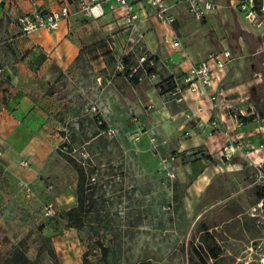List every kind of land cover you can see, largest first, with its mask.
<instances>
[{
	"label": "rangeland",
	"instance_id": "rangeland-1",
	"mask_svg": "<svg viewBox=\"0 0 264 264\" xmlns=\"http://www.w3.org/2000/svg\"><path fill=\"white\" fill-rule=\"evenodd\" d=\"M216 1L218 12L209 20H196L186 12L179 16L178 23L172 25L174 36L150 21L141 22V31H128L127 53L122 57L117 40L124 31L120 24L125 25L121 20L125 11L109 10L108 17L99 20L103 26H98L97 33L116 43V75L126 74L144 56L153 57L158 76L151 88L167 101L174 99L170 91L180 64L197 65L231 51L233 61L226 69L224 97L240 101L230 108L232 115L237 108L256 107L259 122L251 120L243 129L248 133L249 129L264 127V0L252 15L240 8L242 0H234L233 4L231 0ZM103 27L112 29V34ZM175 41L179 42L177 48L171 46ZM129 82L132 85L131 78ZM142 88H146L145 84ZM61 91L58 96L65 103L67 91ZM77 105L70 101L63 106V112L76 115ZM94 108L93 112L99 114L100 109ZM130 111L133 113L123 121L125 124L108 126L117 131L114 139L105 134L99 137L97 153L83 143L89 137V126L86 134H74L69 129V140L51 150L39 174L32 179L14 178L11 190L0 191V263L5 264L20 250L29 264H192L193 249L200 245L199 230L206 225L223 249L220 264H264V212L262 204L254 205L256 169L252 166L264 163V159L251 156L248 162L252 165L240 160L239 166L230 162L240 158H225L223 154L215 157L201 147L191 156L167 151L174 168L179 163L187 166L183 181L150 174L141 188L138 168L156 169L160 164L152 151L142 146L144 131L141 116L139 120L136 115L143 112ZM80 112L86 114L85 110ZM226 130L221 123L219 131L214 132L220 135ZM262 136L255 134L264 143ZM253 137L248 140L253 141ZM69 158L93 169V179L87 187L91 200L85 208L88 224L79 231L69 226L66 216L77 206L78 175ZM3 166L0 161V180L5 178ZM22 182L31 188L30 195L25 193ZM49 204L57 208L53 217L45 216ZM97 241L109 247L105 261Z\"/></svg>",
	"mask_w": 264,
	"mask_h": 264
},
{
	"label": "crops",
	"instance_id": "crops-1",
	"mask_svg": "<svg viewBox=\"0 0 264 264\" xmlns=\"http://www.w3.org/2000/svg\"><path fill=\"white\" fill-rule=\"evenodd\" d=\"M233 2L231 0L230 3ZM63 7L69 8L70 16L54 32L41 30L24 35L16 22L22 15L50 13ZM116 9L120 8L115 4L106 5L104 18L108 17L106 13L109 10ZM136 9L141 15L140 24L136 27L138 30L141 31V22L150 21L166 34L175 35L172 26H165L156 17L148 15L142 3L137 4ZM185 12L189 14L183 6L175 8L174 25ZM215 14L203 20H209ZM99 20L85 16L76 0H6L0 5V69L4 70L0 74V161L4 163L1 170L5 175L0 180V191L11 190L18 177L32 179L39 174L46 166L51 150L69 140V129H73L74 134L85 133L89 126V137L83 143L97 153L100 149L97 142L104 130L108 126L125 124L123 121L130 118L131 109L143 112L136 115L138 119L141 116L143 148L152 151L151 140L154 139L161 156H167V151L185 152L182 154L191 156L200 147L215 157L221 156L230 141L225 132L218 135L209 128L211 121L218 119L224 129L231 131L237 127L236 134L253 135L259 149L254 156L264 159V143L255 137L260 127L249 129L247 133L243 129L251 121L243 123L235 120L230 112V108L239 105L238 99L226 100L223 96L218 103L219 108L214 109L206 95L196 96L185 91L184 102L178 103L175 99L167 101L155 88H151L155 79H144L131 85L127 74L120 72L116 75L113 61V45L116 43L98 36V26L102 25ZM121 20L124 22V19ZM120 26L124 31L117 44L121 52L119 57H122L127 53L126 42L129 39L126 25ZM103 30L112 34V29L108 27H103ZM167 39L166 42L169 41ZM192 66L187 62L180 64L181 69H177L179 75L175 78H181ZM226 82V71L214 70L215 90L225 92L223 84ZM143 84L146 88L141 90ZM63 89L67 91L63 98L65 103H62L61 95L58 96ZM70 101L78 103L79 112L76 115L63 112V106ZM92 106H97L100 113H94L93 108L88 110ZM81 110H85L86 114H82ZM187 113L193 115L191 120L186 118ZM188 130L193 131V136L184 139ZM70 137L74 140V135ZM235 157L240 159L230 162L231 165L242 166L240 160L249 163L237 155ZM156 158L159 162V157ZM23 162L28 166H23ZM138 170L141 173V188L145 187L146 177L150 174H159L171 180L164 175L161 166ZM187 170L186 165L179 163L175 167L176 178L183 181Z\"/></svg>",
	"mask_w": 264,
	"mask_h": 264
},
{
	"label": "built area",
	"instance_id": "built-area-1",
	"mask_svg": "<svg viewBox=\"0 0 264 264\" xmlns=\"http://www.w3.org/2000/svg\"><path fill=\"white\" fill-rule=\"evenodd\" d=\"M6 0H0V5H3ZM80 10L85 16L92 18L93 20H99L105 15V6L108 4H115L118 8L125 11L124 22L128 31H133L137 27L138 22L141 20V15L136 9L137 4H143L147 9L148 15L156 17L163 25L172 26L176 22V17L173 15L175 8L183 6L187 12L196 20H203L204 18L215 14L218 11V4L214 0H76ZM256 0H242L240 2V8L243 11L252 15L255 11L253 5ZM250 6L252 9H250ZM70 16L68 7H63L59 11L50 13H36L34 15H22L16 19L18 26L21 29L22 34L30 35L37 31L54 32L59 29L63 20ZM173 47H178L179 42L172 43ZM233 61L231 51L226 50L217 57L211 56L210 59L203 61L197 65H193L185 75L181 78H175V88L170 91V94L174 97L176 102L182 103L185 101V91H189L193 95L201 96L206 95L214 109H218V103L224 96L223 90H215L214 88V70L225 72L229 64ZM156 61L153 57H142L139 63L135 67H131L130 76L136 75L142 72V76L139 79L140 82L144 79L154 80L157 74L148 73L147 68H154ZM4 73L3 69H0V74ZM1 90V87H0ZM95 110V108H93ZM233 117L238 120L239 117L253 118V121H259V114L254 106H248L235 109ZM186 118L191 120L193 115L187 113ZM239 121V120H238ZM221 121L214 119L209 124V128L214 132L220 129ZM201 126H203L201 124ZM237 127L231 131L226 130L225 134L229 137L230 145L225 149L223 156L225 158H232L233 156H239L249 161L251 156L259 150L253 141L248 138L253 135H231V132L235 131ZM104 134L109 139H114L117 136V131L108 127ZM258 134L264 135V127L258 129ZM186 137H192L193 131L188 130L184 133ZM152 153L155 157H159V164L162 168L164 175L174 180L176 179V171L172 165L173 158L168 156H161L158 147L154 144L155 140L152 139ZM263 146H261L262 148ZM23 166H28V163L23 162ZM252 165V163H249ZM255 167V184L264 185V163L253 164ZM25 189L27 195L31 194V188L24 182L21 183ZM57 213V208L54 204H49L45 209L46 217H53Z\"/></svg>",
	"mask_w": 264,
	"mask_h": 264
},
{
	"label": "trees",
	"instance_id": "trees-1",
	"mask_svg": "<svg viewBox=\"0 0 264 264\" xmlns=\"http://www.w3.org/2000/svg\"><path fill=\"white\" fill-rule=\"evenodd\" d=\"M252 10H260L261 0H256ZM148 73H154V68L148 67ZM131 69L126 74L131 78L134 84L140 83L142 72L136 75L130 76ZM156 73V72H155ZM175 80V79H174ZM172 80V90L175 88V81ZM240 122H247L253 120V118L239 117ZM69 162L72 164L77 172V206L67 211L66 216L69 226L76 230H82L88 224L87 212L85 211L86 204L91 200L88 198V185L92 182L93 169L86 167L83 163H77L72 158H69ZM235 162L237 160L235 159ZM91 180V181H90ZM254 205L262 204V211L264 212V185H255L253 187ZM92 205V203H91ZM200 245L199 248H194L192 253V264H220L223 256V249L218 243L216 237L210 232V228L206 225H202L200 228ZM97 246L103 253V261L109 251V247H106L101 241H97ZM212 262V263H211ZM5 264H29V259L24 252L17 250L10 259L5 261ZM138 264H151L150 261L139 262Z\"/></svg>",
	"mask_w": 264,
	"mask_h": 264
}]
</instances>
